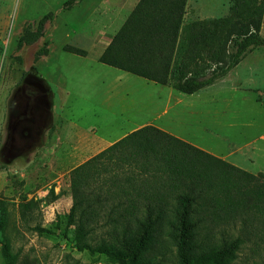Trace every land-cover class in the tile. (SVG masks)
Here are the masks:
<instances>
[{
	"label": "rangeland",
	"instance_id": "1",
	"mask_svg": "<svg viewBox=\"0 0 264 264\" xmlns=\"http://www.w3.org/2000/svg\"><path fill=\"white\" fill-rule=\"evenodd\" d=\"M97 1L0 0V201L8 211L6 236L15 264H112L74 248L72 228L62 232L72 204L71 170L102 149L103 138L112 141L129 132L106 128L122 121L123 105L124 112H132L131 101L140 96L102 90L101 79L118 70L98 64L92 49L85 62L62 50L65 44L85 48L97 42ZM186 5V21L211 19L227 15L230 0H189ZM46 15L42 33L33 40ZM260 36L263 44L228 77L184 95L198 105L172 109L177 112L171 132L211 140L207 148L242 166V154L229 156L227 150L242 151L249 143L258 148L257 163L264 164V12ZM199 110L205 117L212 114L201 123ZM21 205H26L24 214ZM56 220L61 229L51 235L33 229L52 228ZM220 228L205 248L220 243ZM239 228L223 229L234 237ZM145 256L153 264H177L164 225L153 231ZM229 264H264V235L242 245Z\"/></svg>",
	"mask_w": 264,
	"mask_h": 264
},
{
	"label": "trees",
	"instance_id": "2",
	"mask_svg": "<svg viewBox=\"0 0 264 264\" xmlns=\"http://www.w3.org/2000/svg\"><path fill=\"white\" fill-rule=\"evenodd\" d=\"M186 2L139 0L98 62L191 95L223 79L263 44L264 0H230L227 15L191 21L185 20ZM47 18L38 22L33 40ZM62 50L86 56L69 44ZM69 188L72 204L63 234L72 228L74 248L112 264H153L145 255L159 225L166 228L177 264H229L242 245L264 235L263 173L150 125L73 168ZM7 222L0 201V252L4 264H15ZM59 222L33 229L51 235L61 229ZM218 226L220 243L205 248ZM237 226L240 234L234 237L223 229Z\"/></svg>",
	"mask_w": 264,
	"mask_h": 264
},
{
	"label": "crops",
	"instance_id": "3",
	"mask_svg": "<svg viewBox=\"0 0 264 264\" xmlns=\"http://www.w3.org/2000/svg\"><path fill=\"white\" fill-rule=\"evenodd\" d=\"M139 0H98L96 4V10L97 15L99 17V20L97 22V36L98 40L97 42L90 47L80 48L77 46V48L83 49L86 52V56H78L81 58V60L86 61L90 49H92L95 52L94 60L98 62V57L102 54L106 46L111 41L112 37L116 34V32L119 30V28L122 26L128 15L131 13V11L134 9L136 4ZM189 2V0H187ZM187 7V5H186ZM185 12V16H186ZM65 52V51H64ZM69 53V52H66ZM72 54V53H69ZM83 62V61H82ZM80 62V63H82ZM79 63V62H78ZM102 67L106 68H113L104 64H101L98 62ZM115 70H118V73L105 75L106 77H103L101 79V82L104 81V85H102V90L107 89V92L112 94L113 92H116V95L121 94L124 96V93L133 94L134 92H139L137 99L131 101V107L132 112H124L125 105H123V113H120L122 121L120 123H116L114 125L108 126L106 129L113 130V131H123L128 130L130 132L137 130L139 128H142L144 126L150 125L157 129L163 130L169 134H172L173 136L191 144L194 145L216 157H223L219 154L217 155L215 151L207 148L209 146L210 141L206 142L205 139H201L199 137H192V135H189L186 138H183L181 136H178L177 134L171 132L173 125V118L172 109H178L181 111L182 109H188V107H194L195 105H198V101H186L184 99L183 93H180L170 86L167 85H161L158 83H155L153 81H149L147 79H144L142 77L136 76L131 73L124 72L122 70L113 68ZM230 72V71H229ZM229 76V73L226 75ZM226 76L224 78H226ZM223 78V79H224ZM222 80V79H221ZM220 81V80H219ZM218 82V81H217ZM216 83V82H215ZM106 84V85H105ZM213 85V84H212ZM209 87V86H208ZM198 92V91H197ZM192 95V94H191ZM118 96L116 100L120 97ZM201 112L202 118H199L198 120L202 123L203 118H210V116L205 117V114L199 110V113ZM181 117L187 118L186 115H181ZM207 121V120H206ZM212 121V120H210ZM180 118V123H181ZM122 134L115 140H107L106 138H103L104 141V147L91 155L90 157L96 155L103 149L110 146L112 143L117 141L118 139L122 138L123 136L127 135ZM260 138L264 141V134L260 136ZM105 139V140H104ZM246 146V149L241 151V148L243 147H237L231 150H227L229 156H234L238 154H242L245 166H242L238 162H229L239 168H242L246 171H249L251 173H258L261 172L264 174V164L259 165L256 161L257 155L256 146L253 143H249ZM245 148V147H244ZM89 157V158H90ZM88 158V159H89ZM223 159V158H221ZM87 160V159H86ZM85 160V161H86ZM225 160V159H223ZM248 165V166H247Z\"/></svg>",
	"mask_w": 264,
	"mask_h": 264
}]
</instances>
